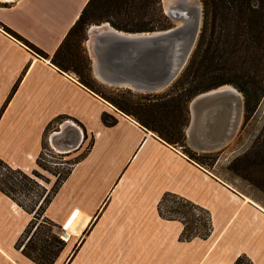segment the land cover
I'll return each mask as SVG.
<instances>
[{
  "label": "crops",
  "instance_id": "0c3cea01",
  "mask_svg": "<svg viewBox=\"0 0 264 264\" xmlns=\"http://www.w3.org/2000/svg\"><path fill=\"white\" fill-rule=\"evenodd\" d=\"M87 1L0 0V159L30 174L53 133L79 141L74 156L92 139L44 211L68 235L52 264H264L262 206L51 63ZM166 191L209 211L206 238L179 239L182 222L157 210ZM31 216L0 190V264H36L15 245Z\"/></svg>",
  "mask_w": 264,
  "mask_h": 264
},
{
  "label": "trees",
  "instance_id": "16d2710c",
  "mask_svg": "<svg viewBox=\"0 0 264 264\" xmlns=\"http://www.w3.org/2000/svg\"><path fill=\"white\" fill-rule=\"evenodd\" d=\"M200 1L202 19L195 46L179 76L164 91L137 93L129 88L106 87L98 83L92 76L91 59L83 46L86 29L91 24L109 22L117 29L131 32L171 27L161 0H88L50 61L59 70L73 74L89 90L132 117L164 142L181 146L189 160L206 168L205 161L215 162L217 154L198 153L187 145L185 128L189 120V102L200 92L229 84L242 95L244 120L251 117L264 94V0ZM4 29L22 41L33 53L48 57L47 53L12 29L6 26ZM16 86L17 84L13 86L12 92ZM58 120L60 119L54 122ZM101 120L105 125L117 122V118L107 112L102 113ZM51 125L52 123L47 126L45 135ZM91 144L92 139L87 150L76 155L70 166L85 156ZM42 146L36 163L52 173L40 162L45 141ZM72 166L59 173L47 191L35 178L39 176L36 169L28 174L21 169L12 168L0 159V190L32 215L15 245L36 264H52L66 244L55 230L58 226L44 215V211ZM227 170L264 192V125L250 146L229 160ZM35 188L41 189L43 194L32 205L16 195L17 189H20L28 199L29 191L32 192ZM157 210L163 218L182 222L180 240L206 238L211 233L209 211L181 195L164 192ZM39 217L41 221L37 223ZM231 264L253 262L243 253Z\"/></svg>",
  "mask_w": 264,
  "mask_h": 264
},
{
  "label": "water",
  "instance_id": "95a60500",
  "mask_svg": "<svg viewBox=\"0 0 264 264\" xmlns=\"http://www.w3.org/2000/svg\"><path fill=\"white\" fill-rule=\"evenodd\" d=\"M200 25L199 20L192 31L182 22L166 29L131 32L109 22L92 24L94 32L88 40L92 75L109 87L138 93L164 91L185 67ZM188 108L187 143L197 151L212 152L235 135L243 115V99L234 86L223 84L196 94ZM50 141L66 152L79 146L77 139L67 140L61 131L53 133Z\"/></svg>",
  "mask_w": 264,
  "mask_h": 264
},
{
  "label": "rangeland",
  "instance_id": "374dc122",
  "mask_svg": "<svg viewBox=\"0 0 264 264\" xmlns=\"http://www.w3.org/2000/svg\"><path fill=\"white\" fill-rule=\"evenodd\" d=\"M200 3V21L202 19V4L201 1L198 0ZM163 2V0H162ZM164 5V3H163ZM165 9V5H164ZM166 12V9H165ZM167 14V12H166ZM168 15V14H167ZM169 16V15H168ZM168 18L170 22V26L178 24L177 21L174 19ZM92 25V24H91ZM91 25L87 27L86 29V39L84 40L83 46L89 55V39L92 37L94 29L91 30ZM90 57V56H89ZM91 59V58H90ZM92 73V72H91ZM73 75V74H71ZM74 76V75H73ZM93 76V75H92ZM75 77V76H74ZM94 77V76H93ZM95 80L106 86L109 87L101 82H99L96 78ZM138 93V92H137ZM59 122L56 121V123L52 124L47 131V136L48 133H50L54 127L57 126V123ZM264 125V94L256 108V110L253 112L251 117L248 120H244V116L242 115L241 122L239 124V127L236 130L235 135L233 138L223 147L212 151L213 153L217 154V160L215 162H211V160L205 161V167L213 172L215 175H217L219 178L223 179L226 181L229 185L240 191L241 193L245 194L248 198L259 204L264 208V192L259 190L257 187L247 183L246 181L240 179L239 177H236L233 175L231 172L227 170V164L229 160L234 157L235 155L241 153L244 151L248 146H250L251 142L254 140V138L258 135L260 132L261 128ZM90 143V139L87 140V142L84 144L83 148L80 150L81 152L84 150H87V147ZM187 143V141H186ZM187 145L193 149L188 143ZM177 149H179L182 152V147L179 145L174 146ZM74 150V149H73ZM194 151L198 153H203L200 151H197L193 149ZM70 151H63L61 149H57L56 147L52 146L45 138V148L43 150V154L41 157L40 162L47 166L48 169L52 171L50 173L49 171L40 168L39 166L36 168V170L39 173V176H35V178L38 180V183L41 185L45 186L47 188V191L51 188L53 185L56 176L59 175V173H63L68 167L70 166V162H73L75 160V153L76 152H71ZM78 151V150H77ZM183 153V152H182ZM32 174V172L30 173ZM41 189H33L32 192L29 191V197L26 199L23 193H21L20 189H17V197L21 198V200H26V202L29 205H32L34 203H37L39 199L41 198ZM41 221V217L37 219V223ZM59 228V227H58ZM57 233L60 234L62 233L60 229L55 228ZM32 232V230H31ZM31 233H29L30 235ZM61 238V237H60ZM62 239V238H61ZM26 241V240H25ZM24 241V242H25ZM65 241V240H64Z\"/></svg>",
  "mask_w": 264,
  "mask_h": 264
},
{
  "label": "bare ground",
  "instance_id": "6f19581e",
  "mask_svg": "<svg viewBox=\"0 0 264 264\" xmlns=\"http://www.w3.org/2000/svg\"><path fill=\"white\" fill-rule=\"evenodd\" d=\"M163 1L165 2L164 5L167 8L166 12L172 19L177 21L178 24L182 22H186L187 27L189 28L190 31H192L193 29L196 30V27L200 20V10H201L200 3L198 0H163ZM177 3H182V6H179L180 4ZM174 6L178 7L177 10H173ZM179 7H181L182 10L179 9ZM181 14L185 15L183 16L185 18H179ZM219 89H223V87H220ZM63 237L66 238L68 237V235L66 234V236Z\"/></svg>",
  "mask_w": 264,
  "mask_h": 264
},
{
  "label": "flooded vegetation",
  "instance_id": "af4514ba",
  "mask_svg": "<svg viewBox=\"0 0 264 264\" xmlns=\"http://www.w3.org/2000/svg\"><path fill=\"white\" fill-rule=\"evenodd\" d=\"M177 4H180L179 6H182V3H177ZM177 6V5H176ZM174 6L173 7V10H177L178 7ZM179 9H181V7H179ZM182 10V9H181ZM184 16V15H183ZM179 18H185V17H181L179 16Z\"/></svg>",
  "mask_w": 264,
  "mask_h": 264
},
{
  "label": "built area",
  "instance_id": "2783aa9c",
  "mask_svg": "<svg viewBox=\"0 0 264 264\" xmlns=\"http://www.w3.org/2000/svg\"><path fill=\"white\" fill-rule=\"evenodd\" d=\"M64 233L62 232L61 234H60V237L63 239V240H65V238L63 237L64 235H63ZM66 241V240H65Z\"/></svg>",
  "mask_w": 264,
  "mask_h": 264
}]
</instances>
